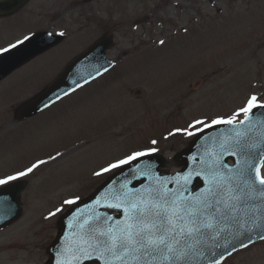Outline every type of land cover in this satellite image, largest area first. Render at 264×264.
I'll use <instances>...</instances> for the list:
<instances>
[{
    "label": "rangeland",
    "instance_id": "1",
    "mask_svg": "<svg viewBox=\"0 0 264 264\" xmlns=\"http://www.w3.org/2000/svg\"><path fill=\"white\" fill-rule=\"evenodd\" d=\"M47 28L66 39L0 82V178L63 155L21 178L23 213L0 231V264H46L58 219L70 207L63 201L93 192L117 171L94 175L109 162L156 139L173 172L194 137L165 139L169 131L228 116L252 94L264 97V0H29L0 16V46ZM110 35L113 69L16 121L20 102ZM57 207L64 210L46 219ZM224 264H264V241Z\"/></svg>",
    "mask_w": 264,
    "mask_h": 264
},
{
    "label": "snow or ice",
    "instance_id": "2",
    "mask_svg": "<svg viewBox=\"0 0 264 264\" xmlns=\"http://www.w3.org/2000/svg\"><path fill=\"white\" fill-rule=\"evenodd\" d=\"M55 35L63 37L65 33ZM42 42L40 36L30 32L0 46V56L24 54L30 46ZM74 83L82 86L78 80ZM257 109H264V97L252 94L228 116L195 118L186 127L169 131L165 139L195 137L206 129L230 126L219 143V152L206 150L204 157L193 156V166L185 171L162 176L154 162L143 160L160 151L159 142L152 139L143 150H133L94 172L102 176L114 170L123 173L129 167L131 176L118 187L113 186L103 201H95L111 212L94 209L89 218L82 222L78 218L72 225L74 230L79 229L74 232L78 239L57 251L56 264H224L238 251L264 241V113L257 117ZM62 155L57 152L48 160L37 159L0 178V186L28 177ZM225 155L239 159L228 167L222 159ZM135 180L148 183L131 187ZM78 200L66 199L63 204L71 206ZM3 204L0 201V210ZM63 210L57 207L46 219Z\"/></svg>",
    "mask_w": 264,
    "mask_h": 264
},
{
    "label": "water",
    "instance_id": "3",
    "mask_svg": "<svg viewBox=\"0 0 264 264\" xmlns=\"http://www.w3.org/2000/svg\"><path fill=\"white\" fill-rule=\"evenodd\" d=\"M27 0H2L0 1V13L10 14L20 8ZM38 36L42 38V43L39 45L30 46L26 49L24 54L0 56V80L6 77L10 72L24 63L28 62L34 56L39 53L44 52L48 48L56 45L61 39V36H51L49 37L46 33H38ZM112 46V39L103 38L91 46L86 52L81 56L76 58L62 75L51 85L46 87L42 92L31 98L30 100L21 104L18 109V118L24 119L26 117L32 116L42 110L44 104H51L56 99L57 96H64V92H71L73 88L76 87L74 81H79L80 85L87 83L93 78L99 76L114 64L106 57V50ZM106 69V70H105ZM256 116L258 117L260 113H264V109H257ZM230 131V126L221 125L213 127L211 129H206L203 133L199 134L192 144L179 155V159L183 163V169L179 172L187 170L189 167L193 166L192 157L196 156L198 158L205 156V151L209 152H219V143L222 142L226 135ZM213 138H216L215 141ZM222 159L226 160L227 166L231 167L229 164V159H233L234 162L239 157H232L225 155ZM143 160H151L157 166V171L162 176L173 175L171 173L162 174L161 167L165 165V159L161 156L154 154L151 157H144ZM177 173V172H176ZM175 174V173H174ZM131 176V171L129 167H126L121 173L118 171L115 173L104 185L99 187L93 196L89 199L75 205L72 210L64 215L61 219V234L57 241L49 248L51 254V260L49 264H56V253L62 246L68 243H72L78 236H74V232H78L79 229H73L72 225L78 222V218L82 222L83 219H87L91 216L93 210L101 212H111L110 209H105L99 207L95 204L96 200H104V197L111 191L112 187H118L121 181H124ZM147 180H135L133 181L131 187H141L142 185H147ZM26 183H15L10 186L0 189V201H3V210H0V228L9 222L16 219L21 212V204L19 195L20 192L25 187ZM115 215V213H112ZM100 264V262H91Z\"/></svg>",
    "mask_w": 264,
    "mask_h": 264
},
{
    "label": "bare ground",
    "instance_id": "4",
    "mask_svg": "<svg viewBox=\"0 0 264 264\" xmlns=\"http://www.w3.org/2000/svg\"><path fill=\"white\" fill-rule=\"evenodd\" d=\"M104 75H105V74H104ZM104 75H103V76H104ZM101 77H102V76H101ZM99 78H100V77H99ZM99 78H98V79H99ZM62 100H63V99H62ZM62 100H61V101H62ZM59 102H60V101H59ZM51 107H52V106H51ZM51 107H50V108H51ZM48 109H49V108H48ZM48 109H47V110H48ZM43 112H44V111H43ZM41 113H42V112H41ZM41 113H40V114H41ZM38 115H39V114H38Z\"/></svg>",
    "mask_w": 264,
    "mask_h": 264
}]
</instances>
